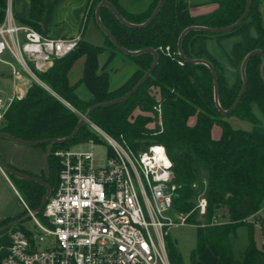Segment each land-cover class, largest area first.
Segmentation results:
<instances>
[{
	"label": "trees",
	"instance_id": "obj_1",
	"mask_svg": "<svg viewBox=\"0 0 264 264\" xmlns=\"http://www.w3.org/2000/svg\"><path fill=\"white\" fill-rule=\"evenodd\" d=\"M97 6L103 1L111 3L130 24L142 25L153 15L160 0L145 12L131 13L122 7V0H95ZM218 5V9L207 16L193 18L190 5L186 0H165L157 18L148 26L132 29L121 24L113 13L103 8L100 19L116 42L128 52L153 49L158 54V64L151 76L143 83L137 93L128 100L106 108L95 110L78 135L68 143L42 145L50 147L49 178L47 182L52 194L59 184L60 161L55 157L59 150H69L79 144L96 138L91 124L100 127L113 137L123 136L129 146L138 153L150 145L161 144L166 148L173 165V182L178 186L173 208L176 212L190 213L195 208L196 191L193 184L197 179L195 162L204 165L208 173L206 197L208 200L207 218L225 209L228 223L221 226L207 225L197 230V244L190 253V264H203L200 257L206 251L218 260V264H264V249L258 248L253 237L255 225L264 226V78L262 75L263 58L254 56L248 62L245 75L246 91L232 114L224 116L215 101V80L211 69L202 63L209 62L218 78V102L223 111L230 110L236 103L242 88L243 78L236 75L230 85L223 72L224 66L207 50V42L215 39L222 48L223 41L238 37L230 53L225 55L233 62L244 51L245 58L253 51L264 55V20L257 0H250L251 8L244 22L229 33L191 31L182 41L183 60L179 54V40L183 32L191 27L223 29L237 23L245 14L248 0H205ZM31 18L28 26L35 27L40 21L44 0H30ZM8 0H0V24L6 17ZM108 46H96L80 41L77 49L67 57L56 61L46 73H37L44 84L36 82L30 87L26 97L15 100L9 108L0 133L24 142H43L63 140L70 137L82 117L92 107L113 102L132 91L146 73L152 68L155 58L144 53L127 57L137 68L136 72L121 87L111 89L109 67L118 51L105 36ZM204 44L206 55L195 54L194 50ZM169 48L173 55L168 56ZM110 49L109 59L104 67L100 58ZM208 54L212 60L208 57ZM84 58V70L80 83L71 84V73L76 63ZM243 60V61H244ZM179 62L183 63L180 66ZM243 64V62H242ZM242 67V65H241ZM83 86L88 96L79 93ZM161 91L163 129L157 124L154 131L146 128L152 119L139 116L130 121L136 109L153 113L157 100L150 89ZM257 108L259 113L254 112ZM236 118L252 125V129H236L227 119ZM196 119L195 124H189ZM221 129V137L212 135L214 127ZM19 189L33 211H37L46 189L36 183L18 181ZM263 211L256 222L247 219ZM41 215L42 213L38 214ZM197 212L188 219L189 224L196 222ZM21 219V218H20ZM19 220V219H18ZM17 220H9L4 226ZM241 226L250 230V245L240 259L234 258L232 237ZM12 231H28L18 225L0 235V263L8 254L10 240L7 234ZM168 241V240H167ZM168 254L171 264H186L182 254L172 241H168Z\"/></svg>",
	"mask_w": 264,
	"mask_h": 264
},
{
	"label": "built area",
	"instance_id": "obj_2",
	"mask_svg": "<svg viewBox=\"0 0 264 264\" xmlns=\"http://www.w3.org/2000/svg\"><path fill=\"white\" fill-rule=\"evenodd\" d=\"M80 41L49 39L17 24L8 2L0 24V63L11 68L14 79L26 74L41 83L37 73L50 71ZM166 52L171 57L169 48ZM6 53L17 65L3 60ZM15 100L0 97V128ZM155 111L161 116V105ZM91 129L99 143L90 140L89 151L75 146L55 152L59 184L42 211L43 223L22 201L38 233L10 232L8 254L0 264H170L167 237L188 222L173 208L178 186L166 148L153 144L136 153L123 136L113 138L93 124ZM158 147L164 151H154ZM193 211L207 216L206 193L197 196ZM262 214L247 220L256 222ZM224 224L215 219L211 225Z\"/></svg>",
	"mask_w": 264,
	"mask_h": 264
},
{
	"label": "crops",
	"instance_id": "obj_3",
	"mask_svg": "<svg viewBox=\"0 0 264 264\" xmlns=\"http://www.w3.org/2000/svg\"><path fill=\"white\" fill-rule=\"evenodd\" d=\"M186 1L190 5L189 12L190 16L193 18L210 15L218 9L217 4L206 2L205 0ZM8 2L11 3L12 16L15 22L17 24L27 25V22L31 18L30 0H8ZM154 2L155 0H122V7L131 13H141L147 11ZM98 6L95 0H44L42 17L37 25L32 28L49 39H74L79 37L82 41L90 44L104 46L105 35L100 29L96 19V10ZM93 14H95V18ZM233 38L239 40L235 44L239 43L241 40L238 37ZM226 40L223 41L222 48L218 45L217 40H215L223 54L227 52L224 49ZM108 52V54L105 53L108 55V58L104 57L107 56L105 54L100 58V65L102 67L106 65L109 59L110 51ZM117 58L118 55L115 56L114 61ZM120 58L119 60H121L122 66L116 71L117 73L120 72V74L123 73L125 69L128 71L127 75L123 77V82H121L124 84L136 72L137 68L127 57ZM113 62L109 67L110 74L113 70V68H111ZM84 64L85 59L82 58L74 66L70 77L72 85H78L80 83ZM4 73L5 71L0 70V82L3 84L6 81ZM9 75L7 76L10 85L8 90L0 88V97L5 100L13 97H17V100L24 99L34 82L44 86L42 82L39 83L34 81L26 74H23L19 79H14L11 74ZM226 77L230 85L235 83L236 75L234 73L228 72ZM123 84H119L120 86L117 88L121 87ZM78 90L82 96H88L83 86H79ZM50 152V147H25L8 139H0V157L9 167L24 175L40 179L48 186ZM19 180L20 179L11 177L0 166V226L9 220H18L23 216L25 207L22 201L28 206L27 202L21 196L19 184L17 183ZM256 227L264 232V226L256 224L255 228ZM200 261L203 264H218V260L210 251H206L205 254L200 257Z\"/></svg>",
	"mask_w": 264,
	"mask_h": 264
},
{
	"label": "rangeland",
	"instance_id": "obj_4",
	"mask_svg": "<svg viewBox=\"0 0 264 264\" xmlns=\"http://www.w3.org/2000/svg\"><path fill=\"white\" fill-rule=\"evenodd\" d=\"M257 5H259V9H260L261 15H262L263 20H264V8H263L264 7V0H257ZM93 16L95 18V14H93ZM237 41H239V40L236 38L226 40V42L224 43L225 51H227L229 53ZM105 45L108 46V44L106 43V39H105ZM205 50H206V48H204V44L202 42V44L199 45V48H196L194 50V53L195 54L199 53L200 55L205 56L206 55ZM207 50L210 52L211 55H213L215 58H217L222 63V65L224 66L223 72L226 76L228 75V72H232L235 75H240L241 65H242V62H243L244 57H245L244 51L239 53L236 56V58H234L235 60H233V62H232L225 55V53L224 54L222 53L221 49L218 47L217 43L213 39L209 40L207 42ZM108 51H110V49ZM108 51H107V54L109 53ZM169 53L171 55H173L171 53V50ZM107 54H105V55H107ZM104 57L108 58V55L104 56ZM120 57L125 58L126 56H124L122 53L119 52L118 58L115 59V61L113 62L112 66H111V68H113V70L111 71V76H112V85H111L112 88L111 89H115L118 86H120L119 84H123V83H121V82H123V77H125V75H127V73H128V71L126 69L121 74H120V72L117 73L116 70L119 69L120 66H122L121 65L122 62H121V60H119V59H121ZM208 57L212 60V58L210 57L209 54H208ZM3 60L17 65L15 60L12 58V56L9 53H6L3 56ZM180 66H183V65H180ZM0 70L5 71L4 76L6 77V81L4 82V84L0 82V88H2L4 90H8L10 85H9V82H8L9 80L7 79V76L9 74H11V68L8 65L0 64ZM150 94L157 100L158 105H161L160 101H161L162 97H161L160 89L157 87H152L150 89ZM154 111H155V108H154ZM254 112H256L258 114V109L256 107L254 108ZM139 116L149 117L150 119H152V122L149 123L146 127L148 129V131H154L156 128L155 126L157 124H159L160 128L163 129V112H162L161 116L157 115V117H156L153 113H145V112H142L140 109H136V111L133 114V118L130 119V121L134 122L135 119H137ZM195 120L196 119H191L189 124L191 126H193L195 124ZM227 121L229 123H231L232 126L236 129H242V130L250 131L253 128L251 124H249L247 122L239 121L236 118L227 119ZM101 130H103V129H101ZM104 132L106 134H108L109 136L113 137L112 135H110L106 131H104ZM212 135L215 139L219 138L221 135V129L217 126L214 127ZM113 138H115V137H113ZM91 140H93L95 143H99V140L97 139V137L93 138ZM88 142L83 143V144H79L78 147L81 148L82 150L89 151L91 149V147L88 144ZM194 168L196 169V172H197V179H196V182L194 184H197L198 188L194 189L196 191V195H195V198L193 199V202H196V198L199 194H201V193L205 194L207 192L208 173H207V170H206L204 165L198 164L196 162L194 164ZM21 196L26 201V197L24 196V194L22 192H21ZM28 206H29V204H28ZM23 212H25V213L23 214L21 219L29 216V214L25 211V209ZM225 212H226V210L223 209V210L215 213V215L212 219H209L206 216L205 217L196 216V222L195 223H193V224L188 223V225L185 227L175 228L171 231V233L167 237V240L168 241L170 240L174 243L175 247L182 254L186 264H190V260H189L190 253L196 247L198 228L204 227L207 225H211L213 220H215V219H218L221 223H228V218L225 217ZM192 213H194L193 210L187 214L177 212L176 216H178V217L186 216L187 222H188V219L190 218ZM36 218L40 222L43 223V219H42L41 215H37ZM22 227L25 228L28 232H31L33 234L38 233V229L35 226L34 220L30 217L27 218L22 223ZM9 235H10V232L7 234L8 238H9ZM253 237H254V240L256 242L257 247L260 249L261 248L264 249V232L261 231L258 227H256L254 232H253ZM167 240H166V245H167V253H168V241ZM250 242H251V240H250L249 228L247 226L239 227L236 231V234L232 237V247H233L234 258L240 259L242 254L246 251V249L250 245ZM168 258H169V254H168ZM169 262H170V259H169ZM170 264H171V262H170Z\"/></svg>",
	"mask_w": 264,
	"mask_h": 264
},
{
	"label": "water",
	"instance_id": "obj_5",
	"mask_svg": "<svg viewBox=\"0 0 264 264\" xmlns=\"http://www.w3.org/2000/svg\"><path fill=\"white\" fill-rule=\"evenodd\" d=\"M164 1L165 0H160L156 10L154 11L152 17L144 24L142 25H133V24H130L128 23L123 17L122 15L114 8V6L107 2V1H103L102 3L99 4L97 10H96V19H97V23L100 27V29L102 30V32L104 33V35L113 43L114 47L116 48V50L120 53H122L123 55H125L126 57H131V56H136V55H140V54H144V53H149V54H152L155 58V62L152 66V68L146 73V75L141 79V81L136 85V87L130 91L128 94H126L125 96H123L122 98L120 99H117L113 102H110V103H105V104H99V105H96L94 107H92L91 109H89V111L87 112L86 115H84L79 123V125L77 126L75 132L68 138L66 139H63V140H47V141H43V142H24V141H20L12 136H9V135H6V134H3V133H0V139H8L16 144H19V145H22V146H25V147H32V148H35V147H39V146H42V145H53V144H64V143H68L70 142L71 140H73L79 133V131L81 130V128L89 122V119H90V116L91 114L99 109V108H106V107H109V106H113V105H117V104H120L126 100H128L129 98H131L135 93L138 92V90L140 89V87L143 85V83L151 76V74L153 73V71L155 70L157 64H158V54L155 50L153 49H147V50H143V51H140V52H128L126 51L125 49H123L117 42L116 40L113 38V36L108 32V30L105 28V26L103 25L101 19H100V14H101V11L103 8H107L109 9L113 15L118 19V21L123 24L124 26L126 27H129V28H132V29H141V28H144L148 25H150L156 18L157 16L159 15L160 13V10L164 4ZM250 8H251V2L250 0H248V7H247V10L245 12V14L241 17V19L235 23L234 25L230 26V27H227V28H223V29H208V28H200V27H191L187 30H185L183 32V34L181 35L180 37V40H179V54L181 56V58L183 60H185V57L182 53V41L184 39V37L186 36L187 33L191 32V31H202V32H210V33H214V34H221V33H229V32H232L234 31L236 28H238L243 22L244 20L246 19V17L248 16L249 12H250ZM257 55H260L262 56L263 58V67H262V75H263V78H264V55L261 51L257 50V51H253L251 52L246 58L245 60L243 61V64H242V67H241V74H242V78H243V88H242V91L235 103V105L228 111H223L219 105V102H218V78H217V74L213 68V66L205 61V60H197V61H193L194 63H202V64H205L206 66H208L212 73H213V76H214V80H215V101H216V105L219 109V111L224 115V116H228L230 114L233 113V111L237 108V106L239 105L245 91H246V88H247V79H246V75H245V69H246V66L248 64V62L250 61V59L254 56H257ZM0 166L3 168V170L9 174L11 177H14V178H17V179H20V180H23V181H26V182H30V183H36L40 186H43L45 187L46 189V195L45 197L43 198V201L41 203V206L40 208L36 211L37 214H40L42 213V211L44 210L51 194H52V191H51V188L50 186H48L46 183H44L43 181H41L40 179H37V178H34V177H31V176H27V175H24L22 173H19L15 170H13L11 167H9L0 157ZM28 217H25V218H22V219H19L15 222H12L6 226H4L3 228L0 229V235H2L3 233L5 232H8L10 231L12 228L18 226V225H21Z\"/></svg>",
	"mask_w": 264,
	"mask_h": 264
},
{
	"label": "clouds",
	"instance_id": "obj_6",
	"mask_svg": "<svg viewBox=\"0 0 264 264\" xmlns=\"http://www.w3.org/2000/svg\"><path fill=\"white\" fill-rule=\"evenodd\" d=\"M157 149L162 150V152L164 151V149H163L162 147H158V148L154 149V151H156ZM169 166H170V165H169Z\"/></svg>",
	"mask_w": 264,
	"mask_h": 264
},
{
	"label": "snow or ice",
	"instance_id": "obj_7",
	"mask_svg": "<svg viewBox=\"0 0 264 264\" xmlns=\"http://www.w3.org/2000/svg\"><path fill=\"white\" fill-rule=\"evenodd\" d=\"M156 151L162 153V150H160V149H157Z\"/></svg>",
	"mask_w": 264,
	"mask_h": 264
}]
</instances>
